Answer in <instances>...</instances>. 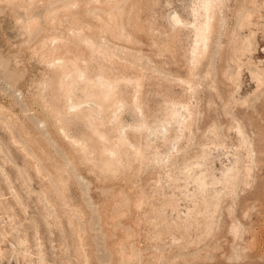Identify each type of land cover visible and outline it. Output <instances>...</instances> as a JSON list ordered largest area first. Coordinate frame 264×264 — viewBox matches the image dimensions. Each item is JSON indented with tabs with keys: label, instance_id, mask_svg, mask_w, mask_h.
I'll return each mask as SVG.
<instances>
[{
	"label": "rangeland",
	"instance_id": "374dc122",
	"mask_svg": "<svg viewBox=\"0 0 264 264\" xmlns=\"http://www.w3.org/2000/svg\"><path fill=\"white\" fill-rule=\"evenodd\" d=\"M0 264H264V0H0Z\"/></svg>",
	"mask_w": 264,
	"mask_h": 264
}]
</instances>
